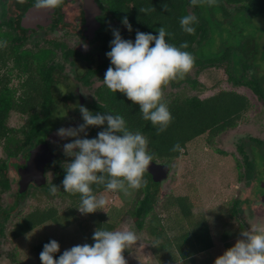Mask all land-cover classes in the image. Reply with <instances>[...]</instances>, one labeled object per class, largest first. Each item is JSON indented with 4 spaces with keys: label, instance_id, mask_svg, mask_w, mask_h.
<instances>
[{
    "label": "trees",
    "instance_id": "obj_1",
    "mask_svg": "<svg viewBox=\"0 0 264 264\" xmlns=\"http://www.w3.org/2000/svg\"><path fill=\"white\" fill-rule=\"evenodd\" d=\"M132 1L133 9L129 16L132 28L136 31L156 34L160 26L165 27L170 33V36L166 37L169 43L179 46L187 42L185 50L189 52L195 46L198 61L193 64L206 63L208 67L223 66L229 81L248 88L259 100L264 101V77L257 76L254 71L258 62L264 61V46L261 50L259 49L254 35L244 38L235 47H229L224 40H229L226 34L229 37L236 35L239 17L244 24L252 28L254 33L257 28L253 25V19L264 18V0H203L204 3L197 4H193L192 0ZM230 9H233L232 13ZM120 11L124 12V9ZM129 12L130 9L126 14L129 15ZM127 15L125 16L128 17ZM185 15L196 17L193 34H187L180 28L179 18ZM0 18L2 24L9 23L4 15ZM215 36L219 37L221 49L214 47ZM9 37L8 33L0 31V39L3 42ZM207 44H211V50L209 55L205 56L203 48ZM13 56L14 66L19 71L18 77L22 80L15 89L8 87V81L0 80V147L6 156L4 160H0V196L10 189L7 175L9 160L17 157L25 159L31 148L40 142H46V133L53 128L48 126V123L52 126V122L48 121V111L53 102L52 72L37 68L36 62L27 53H17L16 50ZM16 92H19L18 95ZM100 99L107 111L124 117L130 131H139L146 138L147 149L153 157L152 161L165 164L177 160L184 153L186 145L199 136H205V141L210 144L222 132L234 127L250 105L245 96L226 90L218 91L203 99L195 96L187 97L183 94L171 98L163 96V101L167 103L172 114V120L163 131L158 133L150 122L142 119L138 105H134L124 94L114 93L105 86ZM44 110L45 118L42 116ZM12 114L24 120L22 126L18 128L8 126V119ZM88 136L95 137L90 133ZM177 143L179 148L175 147ZM59 161L57 159L54 164H59ZM244 162L249 174L255 165L246 158ZM13 164L14 169L21 166ZM63 167L66 166L54 170L50 188L52 184L59 186L60 191L56 194L64 201L66 207L63 209L55 206L35 207L26 214L20 215L9 229L10 240L21 239L47 222L58 224L60 219L78 217L79 194L63 191L61 185L65 174ZM50 188L45 185L36 190L47 195ZM28 191L22 195L15 193L14 201L6 208H0V235L3 234V222L16 210L19 202L25 199ZM94 191L97 196L103 195L108 203L109 192L104 191L102 186H94ZM130 191L132 197H130L131 202L126 214L133 219L136 227L140 229L144 227L146 230L151 239V253L158 264H193L195 254L212 248L209 226L204 217L194 216L193 203L189 198L169 194L162 202L157 203L159 184L152 182L146 172L143 177V187ZM117 193L120 195V192ZM239 206L241 201H234L228 217H235ZM106 209L105 206L103 210H97L91 214L80 212L81 218L86 223L82 226L85 243H93V231L102 225L110 230L114 229L112 224L106 222ZM171 209L177 210L175 222L182 220L188 225L187 230L185 229L184 233L175 238L168 236L167 227L163 223L164 219L158 213V210L166 212ZM49 240L51 239H43L33 246L39 261L43 245ZM131 251L132 248L126 249L123 253L124 257ZM60 254L59 252L55 256Z\"/></svg>",
    "mask_w": 264,
    "mask_h": 264
},
{
    "label": "rangeland",
    "instance_id": "obj_2",
    "mask_svg": "<svg viewBox=\"0 0 264 264\" xmlns=\"http://www.w3.org/2000/svg\"><path fill=\"white\" fill-rule=\"evenodd\" d=\"M232 12L233 9H230V13ZM238 20L236 35L229 37L226 34L229 40L224 39L225 43L229 47H235L244 38L254 35L261 50L264 46V18L256 17L253 19V25L257 28L254 33L251 27L241 21V17ZM220 44L219 37L215 36L214 47L221 49ZM210 48L211 44H207L203 48V55H209ZM195 50L194 46L190 52L194 56V62L198 61ZM254 71H256L257 76L264 77V61H259ZM18 83L17 77L12 78L10 87L16 88ZM222 90L236 92L247 98L250 107L243 115L242 122L239 121L234 130L228 129V133L224 136L215 137L210 144L205 141V136H199L189 142L184 153L177 160L167 164L170 167V174L167 180L159 185L157 203L162 202L169 194L186 196L193 203L194 216L204 217L209 226L212 248L195 254L193 264H213L218 255L232 246L238 238L237 233L240 232L241 228L253 226L264 228V204H261V198H259L261 193L259 182L257 180L252 184L236 179L238 173L242 172V170H238V167L243 165V160L240 154L234 150V147L241 141L245 143L250 134L264 138V102L248 89L229 81L223 66L208 67L206 63L193 64L183 79L170 81L163 87V96L171 98L183 94L187 97L195 96L203 99ZM23 122V119L12 114L7 124L11 128H18L22 126ZM79 124H81L79 120L65 121L60 119L57 129ZM57 129L48 136L47 143L56 154L65 157L66 160H60L57 165L53 164L51 168L53 172L59 167L67 166L66 161L69 158L63 154V144L72 139H61L56 135ZM252 144L254 145V143ZM255 150V156L249 153L248 148H246V154L249 157H254L257 171L260 172V169L264 168V146H257ZM5 158V153L0 147V160ZM8 163L7 175L10 181V189L0 196V208H6L14 201L18 189V175L16 169L13 168V163L22 165L24 159L17 157L10 159ZM263 173L264 171L259 173V179L262 178ZM53 174L49 172L46 175V185L49 188ZM36 189V187L31 186L25 199L19 202L16 210L3 222V234L0 235V264H40L33 251V246L43 239L50 238L58 241L60 253L74 245L85 243L82 226L86 223L81 218L80 211L77 212L78 217L76 219H60L58 224L47 222L21 239L16 241L9 239V229L20 215L26 214L35 207L55 206L59 209L66 207L64 201L56 193L49 192L45 195ZM109 193L110 199H108L105 211L106 222L114 226L113 230H132L137 235L136 244L131 247V253L125 257L126 264H158L151 253V239L146 230L144 227L141 229L136 227L133 219L126 214L131 202V191L128 195L120 193L121 196L117 192ZM118 195L119 199H117ZM234 201H241V206L238 207L239 210L237 209L238 212L235 217L230 218L228 214ZM176 211L175 209L166 212L158 210L164 219L163 223L167 227L170 238L178 237L188 227L185 221L178 220L175 222Z\"/></svg>",
    "mask_w": 264,
    "mask_h": 264
},
{
    "label": "clouds",
    "instance_id": "obj_3",
    "mask_svg": "<svg viewBox=\"0 0 264 264\" xmlns=\"http://www.w3.org/2000/svg\"><path fill=\"white\" fill-rule=\"evenodd\" d=\"M62 0H36V8L55 9ZM203 0H192L193 4ZM122 25L132 32L128 18ZM194 15L179 18L180 28L187 34L195 32ZM113 39L106 57L110 61L103 82L108 90L120 92L134 105H138L142 119L150 122L157 132L163 131L172 120L167 103L163 101V87L170 81L183 79L191 70L194 56L187 42L179 46L169 43L170 36L160 26L156 34L136 31L134 41L124 39L119 29L113 28ZM6 42H0V47ZM83 123L76 127H61L56 135L61 139L73 138L63 144V154L69 159L61 181L63 191L79 194L77 209L82 214L103 210L107 201L97 196L94 186L107 192L128 195L130 190L143 187L144 173L152 162L147 149L148 141L139 132L130 131L124 117L118 113L95 112L80 105ZM101 127L95 137L89 138L88 129ZM179 148V144L175 145ZM60 191L52 184L50 192ZM92 244L84 243L65 249L60 255V245L55 239L43 245L39 254L41 264H126L123 255L137 242L132 230H110L103 225L94 229ZM55 257V258H54ZM213 264H264V228H241L232 246L218 255Z\"/></svg>",
    "mask_w": 264,
    "mask_h": 264
},
{
    "label": "flooded vegetation",
    "instance_id": "obj_4",
    "mask_svg": "<svg viewBox=\"0 0 264 264\" xmlns=\"http://www.w3.org/2000/svg\"><path fill=\"white\" fill-rule=\"evenodd\" d=\"M35 3L36 0H0V17L4 15L9 21L2 24L0 18V31H5L10 36L4 41L6 42L4 46L0 47V80L8 81V87L12 78L17 77L19 83L21 82V77H18L19 71L14 66L13 55L16 50L17 53H27L31 56L37 68L52 72L53 102L48 111V121L52 122V126L51 123H47L53 128L46 133L45 143H47L48 136L57 129L60 119L79 120L83 123L79 112L80 105L87 107L93 113H111L100 99L105 87L103 78L110 66L105 54L110 51L109 43L113 39L111 31L113 28L119 29L124 39L134 41L136 30L132 28L133 31L129 32L121 23L128 9L130 12L127 18L130 22L129 16L134 2L132 0H62L55 9H38ZM120 9H124V12ZM0 42L3 41L0 39ZM15 87L18 88V85ZM16 93L18 95L19 92ZM246 112L241 115L239 121L242 122ZM42 116L45 118V110ZM236 125L230 129L234 130ZM100 130L101 127H91L88 133L95 136ZM226 133L228 132H222L220 137ZM257 146H264V138L250 134L245 143L241 141L234 147L243 160V165L238 167L242 172L238 173L236 179L252 184L258 180L259 185L264 182V173L262 178L258 177L264 168L258 172L254 157L246 154L248 148L249 153L255 156ZM49 149L56 154L50 146ZM56 155L55 161L66 160L65 157ZM26 158L21 166H24ZM245 158L255 165L249 174L246 171ZM54 162L45 167V176L49 172L53 173L51 168ZM17 179L19 180V177ZM260 189L259 198L263 195V189L261 187Z\"/></svg>",
    "mask_w": 264,
    "mask_h": 264
},
{
    "label": "water",
    "instance_id": "obj_5",
    "mask_svg": "<svg viewBox=\"0 0 264 264\" xmlns=\"http://www.w3.org/2000/svg\"><path fill=\"white\" fill-rule=\"evenodd\" d=\"M57 155L49 149L45 142L36 144L28 151L24 166L17 168L16 172L19 177L17 182V193L22 195L27 192L29 186L41 188L46 185L45 167L55 161ZM146 173L150 176L152 182L161 185L165 182L170 174V167L165 163L152 161ZM263 189L261 204H264V182L260 184Z\"/></svg>",
    "mask_w": 264,
    "mask_h": 264
}]
</instances>
